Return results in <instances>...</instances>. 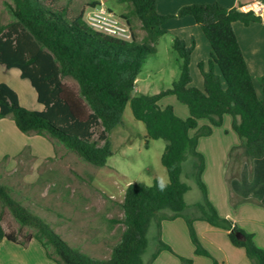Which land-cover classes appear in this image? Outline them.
Returning <instances> with one entry per match:
<instances>
[{
  "label": "trees",
  "instance_id": "1",
  "mask_svg": "<svg viewBox=\"0 0 264 264\" xmlns=\"http://www.w3.org/2000/svg\"><path fill=\"white\" fill-rule=\"evenodd\" d=\"M60 0H9L4 3L10 21L0 24V65L17 69L37 94L42 112L22 107L17 94L0 83V119L9 117L16 129L25 135L48 139L55 147H63L83 162L103 167L113 154L109 134L122 124L127 105L135 120L146 130L147 140H163L160 162L168 182L154 180L150 186L129 184L121 203L123 218L115 221L124 226L118 244L108 259H93L63 241L52 228L12 196L11 188L0 184V242L25 246L35 240L46 257L56 264H144L147 233L156 223V250L147 264L163 250L171 249L160 239V224L177 217L185 219L190 240L197 255L207 256L194 229V218L183 216L184 196L188 186L181 180L183 163L189 157L203 204L197 205L198 219L228 232L230 243L245 251L251 264H264V251L255 246L253 236L227 219L220 218L206 197L201 180L203 156L197 151L198 140L209 137L222 118H231V128L239 138L245 156L250 160L264 158V75L259 80L258 96L241 48L233 30L238 22L244 26L264 22V17L226 9L217 2L182 7L175 15L156 12V0H121L127 4L120 15L129 27L130 39L123 40L91 28L84 12L69 14L68 6L58 7ZM92 8L99 3L92 2ZM192 16L210 46L205 69H198L203 80L200 90L191 85L189 71L192 41L186 47L175 38L172 51L178 59L179 76L170 88L155 95H134L135 81L146 64L156 55V45L167 31L163 25L177 17ZM137 19L145 32L139 43L131 27ZM69 78L71 88L63 83ZM174 97L188 110V117L177 116L171 106L161 108L160 100ZM200 121L208 122L199 126ZM97 134V140L94 136ZM98 142L102 144L99 145ZM148 141H146V145ZM7 210L20 228H30L25 243L15 233L1 227ZM168 210L171 215L162 214ZM180 258V264H191Z\"/></svg>",
  "mask_w": 264,
  "mask_h": 264
},
{
  "label": "rangeland",
  "instance_id": "2",
  "mask_svg": "<svg viewBox=\"0 0 264 264\" xmlns=\"http://www.w3.org/2000/svg\"><path fill=\"white\" fill-rule=\"evenodd\" d=\"M93 1L99 3V7L88 6ZM99 1L104 6L100 5ZM99 1L60 0L57 6L67 5L71 16L84 12L85 19L86 14L89 16L91 12L102 9L113 16L111 19L116 20L118 26L127 27L125 21L116 13L126 12V3L121 0ZM5 2L9 0H0V24L10 21L4 7ZM131 29L136 34V40L141 43L146 34L137 19H132ZM170 39L168 35L159 38L156 55L150 57L141 70V75L151 76L152 86L146 94L155 95L167 90L179 75L178 63L170 46ZM63 83L76 88V83L69 78L63 79ZM258 85L257 89L260 93ZM169 99L187 111V108L174 98L163 100L161 105L169 106L167 103ZM109 138L113 154L103 167L87 164L57 145L56 159L52 163H46L40 170L41 177L37 184H22V179L19 177L0 179V184L11 188L12 196L16 200L48 224L69 246L93 259L101 260L109 258L111 249L118 244L124 230V226L115 221L123 218L121 203L127 186L137 183L150 186L154 180L161 184L168 182L166 171L160 162L165 142L147 140L144 125L134 119L129 105L123 112L121 126L116 127L109 134ZM93 139L97 140V134ZM146 141H148L147 145ZM98 144L102 143L98 142ZM241 158L248 159L242 147L232 152V163L228 174L230 179L235 175ZM23 159L27 160L28 157L24 156ZM192 163L193 160L188 157L183 163L181 175V180L189 188L184 196V201L189 207V217L199 214L197 205L203 204L201 191L194 178ZM22 165L21 169H24V172L29 170L28 163ZM251 176L253 178V174ZM162 214L169 216L171 212L165 210ZM1 227L5 233H15L20 243H25V236L33 233L30 228H20L7 210L3 211ZM156 235V223L152 222L147 233L148 245L142 256L144 264L149 262L151 254L156 250ZM28 244L19 245L22 247L20 249L22 253L8 246H0V249L7 257L11 256L9 264H24L26 261L29 264H56L46 257L41 246L42 256L33 249L24 253L23 250Z\"/></svg>",
  "mask_w": 264,
  "mask_h": 264
},
{
  "label": "crops",
  "instance_id": "3",
  "mask_svg": "<svg viewBox=\"0 0 264 264\" xmlns=\"http://www.w3.org/2000/svg\"><path fill=\"white\" fill-rule=\"evenodd\" d=\"M253 1L156 0L155 9L160 15H175L185 6L217 2L226 9L236 8L241 11V7ZM100 5L103 3L100 2ZM116 13L117 16L123 14L121 11ZM163 29L167 31L164 36L168 35L171 38V47L175 38L183 41L186 47H189L194 41V47L190 54L189 71L191 85L201 90L203 80L198 65L202 63L206 69L211 50L200 27L192 16H184L167 21L163 25ZM233 30L254 88L258 96L261 97L257 85L264 75V22L251 23L249 26L236 22L233 24ZM176 62L179 63L177 57ZM141 74L140 72L135 81L134 93L149 95L146 93L152 86L151 76ZM0 83L6 84L17 94L20 105L25 109L36 112L43 111V106L37 101L35 90L27 80L21 78L17 69H7L0 65ZM167 98L174 97L160 100L161 108H165L161 103ZM167 103L177 116L182 119L188 117V110L185 111L175 101L169 99ZM207 124L206 121L199 122V126ZM239 145V138L231 128V118L224 115L220 127L213 128V133L209 137L198 140L197 151L204 159L201 180L206 189L207 200L219 217L231 221L244 232L251 234L255 246L264 251V158L260 160L241 158L235 175L230 179L228 174L232 163L231 150ZM57 150V146L54 147L44 137L20 133L9 117L0 119V179L19 177L22 179V184H37L41 177L40 170L46 163H52L56 159ZM24 156H27L28 159H23ZM24 163L29 164V170L25 172L24 169H21ZM188 211L189 207L186 205L183 216L189 217ZM199 216L198 213L192 216L194 218L192 225L196 238L207 256L195 253V246L190 240L185 219L177 217L173 220H164L160 224V239L171 249V252L161 251L151 264H180V258L191 260V264H251L244 249L234 247L230 243L226 230L198 219ZM0 246H8L15 249L14 251L19 250L22 253L21 246L6 240H2ZM25 248L24 253L33 249L42 256V249L35 240H31ZM10 259L11 256L7 257L0 249V264H9ZM24 264L29 263L26 261Z\"/></svg>",
  "mask_w": 264,
  "mask_h": 264
},
{
  "label": "built area",
  "instance_id": "4",
  "mask_svg": "<svg viewBox=\"0 0 264 264\" xmlns=\"http://www.w3.org/2000/svg\"><path fill=\"white\" fill-rule=\"evenodd\" d=\"M241 11L244 13H252L257 17H264V0H254L251 3H248L241 7ZM91 15H87L86 22L87 24L106 35L117 37L123 40L130 39V32L127 27H120L117 25V21L113 20V16L110 13L100 9L99 11L91 12Z\"/></svg>",
  "mask_w": 264,
  "mask_h": 264
}]
</instances>
